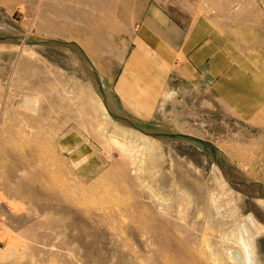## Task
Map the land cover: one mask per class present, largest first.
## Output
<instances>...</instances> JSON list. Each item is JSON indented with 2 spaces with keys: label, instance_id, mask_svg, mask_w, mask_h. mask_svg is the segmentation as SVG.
I'll return each mask as SVG.
<instances>
[{
  "label": "rangeland",
  "instance_id": "374dc122",
  "mask_svg": "<svg viewBox=\"0 0 264 264\" xmlns=\"http://www.w3.org/2000/svg\"><path fill=\"white\" fill-rule=\"evenodd\" d=\"M152 3L0 0V264H264V111L243 120L197 87L141 120L112 100ZM242 23L264 68V40ZM67 134L90 145L65 148Z\"/></svg>",
  "mask_w": 264,
  "mask_h": 264
},
{
  "label": "crops",
  "instance_id": "0c3cea01",
  "mask_svg": "<svg viewBox=\"0 0 264 264\" xmlns=\"http://www.w3.org/2000/svg\"><path fill=\"white\" fill-rule=\"evenodd\" d=\"M148 1L153 3L141 14L136 37L127 43V53L113 78L112 100L121 105L123 112L119 113L132 120L146 119L162 105L183 103L197 87L206 92L200 96L213 97L243 120L258 117L264 111V68L235 33L242 19V25H251L264 40V0H249L253 10L242 16L228 15L221 5L194 11L190 6L170 7L162 0ZM188 112L193 110L186 108L182 114ZM174 113L178 117L177 108ZM78 135L67 134L64 138L74 142L65 141L63 146L90 145L78 141ZM81 150L72 149L73 161L90 160Z\"/></svg>",
  "mask_w": 264,
  "mask_h": 264
},
{
  "label": "bare ground",
  "instance_id": "6f19581e",
  "mask_svg": "<svg viewBox=\"0 0 264 264\" xmlns=\"http://www.w3.org/2000/svg\"><path fill=\"white\" fill-rule=\"evenodd\" d=\"M0 28H1V27H0ZM110 104H111V106H113L115 103L113 104V102L110 100ZM109 108H110V107L105 106V109H106L107 111H109Z\"/></svg>",
  "mask_w": 264,
  "mask_h": 264
}]
</instances>
